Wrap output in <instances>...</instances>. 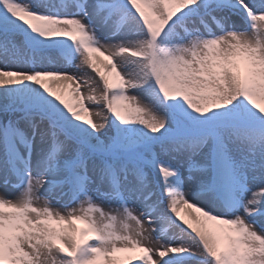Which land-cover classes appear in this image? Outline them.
Here are the masks:
<instances>
[{
	"label": "snow or ice",
	"instance_id": "snow-or-ice-1",
	"mask_svg": "<svg viewBox=\"0 0 264 264\" xmlns=\"http://www.w3.org/2000/svg\"><path fill=\"white\" fill-rule=\"evenodd\" d=\"M0 189V264H264V0H0Z\"/></svg>",
	"mask_w": 264,
	"mask_h": 264
},
{
	"label": "rangeland",
	"instance_id": "rangeland-1",
	"mask_svg": "<svg viewBox=\"0 0 264 264\" xmlns=\"http://www.w3.org/2000/svg\"><path fill=\"white\" fill-rule=\"evenodd\" d=\"M85 91H87V89H85ZM0 190H2V189H0ZM161 227H162V229L165 230V231L168 230V226H167V225H162ZM162 242H163V241H162Z\"/></svg>",
	"mask_w": 264,
	"mask_h": 264
}]
</instances>
